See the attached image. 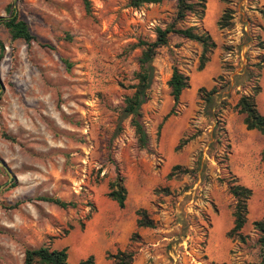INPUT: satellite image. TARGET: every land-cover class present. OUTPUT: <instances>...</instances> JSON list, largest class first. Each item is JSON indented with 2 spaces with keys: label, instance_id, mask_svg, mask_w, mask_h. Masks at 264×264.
Masks as SVG:
<instances>
[{
  "label": "rangeland",
  "instance_id": "rangeland-1",
  "mask_svg": "<svg viewBox=\"0 0 264 264\" xmlns=\"http://www.w3.org/2000/svg\"><path fill=\"white\" fill-rule=\"evenodd\" d=\"M89 2L90 13L83 0H0V17L13 10L34 37L30 45L13 41L0 26V164L12 172L0 166V264H23L24 251L41 246L65 248L69 262L93 255L95 264H106V253L119 250L114 240L133 227L138 209L156 227L136 231L141 239L130 244L133 264H264L252 227L264 217V136L247 131L234 111L241 95L259 87L264 116V68L257 67L264 57L258 48L264 0H206L207 23L187 18L183 27L201 26L216 44L200 72L198 44L171 35L158 50L141 108L145 150L122 116L123 101L139 69L138 41L154 40L155 29L170 23L175 3L134 9L129 0ZM228 8L231 26L219 30ZM174 65L190 87L168 115ZM213 88L217 93L207 104L198 90ZM174 166L181 170L166 180ZM196 167L195 174L184 172ZM116 168L125 178L124 209L106 197ZM229 172L252 191L244 243L226 236L234 206ZM42 197L76 207L63 210ZM85 238L88 252L82 254Z\"/></svg>",
  "mask_w": 264,
  "mask_h": 264
},
{
  "label": "trees",
  "instance_id": "trees-1",
  "mask_svg": "<svg viewBox=\"0 0 264 264\" xmlns=\"http://www.w3.org/2000/svg\"><path fill=\"white\" fill-rule=\"evenodd\" d=\"M223 2L226 0H222ZM163 2H174V14L170 23L164 28L157 27L154 31L155 38L153 41L139 40L136 47L141 50L138 59L139 69L135 73V84L131 86L132 93L126 96L123 101L122 116L130 119V126L134 130L137 147L140 150H145L148 143V136L145 126L142 122V106L149 100V91L153 79L152 62L158 53V50L166 47L169 43L171 35L188 40L198 44L201 48L197 71L204 69L209 61V55L216 48V44L211 38L208 31L201 26L183 27L188 17H194L198 22H202L205 17L206 0H129V7L138 9L144 5H158ZM84 7L87 13H90L89 0H83ZM9 18L0 17V26H3L13 41L22 40L26 45H30L34 41V37L30 33L25 22L18 20L14 16L13 10H8ZM264 25V9L260 10ZM233 12L231 9H225L216 25L219 30L227 29L231 26ZM258 48L264 50V42H259ZM258 69L264 68V57L257 64ZM169 96L173 102V109L168 115L173 114L174 107L179 103L182 93L189 89V77L179 70L177 66L172 67V72L167 81ZM204 93V102L210 104L212 97L217 93L213 88L209 92L204 89H199L198 94ZM260 93V88H254L250 95H241L237 100L234 111L243 116V125L247 131H256L264 136V116L259 112L256 104V97ZM160 126L158 127V130ZM181 144L175 148L178 151ZM1 161V160H0ZM181 170L180 166H174L166 175V180H171L175 171ZM198 167L192 170H184L185 173L195 174ZM229 179L226 183L228 193L234 199L232 211L233 226L226 234L227 238L238 240L241 243L245 242L241 231L247 223L248 216V201L252 197L251 189L239 183L238 179L229 172ZM162 192L169 193L167 188ZM106 197L114 202L119 209H124L127 199V189L125 186V178L116 168L115 177L107 184ZM43 202L52 204L60 209H74L76 205L72 202H65L57 198L42 197ZM137 229H154L155 222L149 217L144 209H138L135 212ZM91 215L87 216V220ZM253 230L257 233V244L261 252H264V217L252 223ZM141 238L137 232H133L129 237V245L124 250H117L115 254L106 253L105 259L109 264H133L135 261L136 252L130 246L133 242L139 241ZM23 264H70L68 262L67 250H51L48 246H41L36 249H26L23 256ZM77 264H95L93 255H89L86 259L79 261Z\"/></svg>",
  "mask_w": 264,
  "mask_h": 264
},
{
  "label": "crops",
  "instance_id": "crops-1",
  "mask_svg": "<svg viewBox=\"0 0 264 264\" xmlns=\"http://www.w3.org/2000/svg\"><path fill=\"white\" fill-rule=\"evenodd\" d=\"M208 18H209V15H208V13H207V11H206V15H205V17H204V22L205 23H207V21H208ZM213 18H218V15H214V17ZM212 18V19H213ZM256 104H257V98H256ZM258 108V107H257ZM263 115V114H262ZM136 221V220H135ZM138 229L136 228V225L134 224L133 225V227H131L128 231H126V232H124V234H123V236H122V238L119 240V239H115L114 240V243H116V244H118V248H119V250H124L126 247H124V243L126 242V238L129 236L130 237V235L133 233V232H136ZM86 239L87 238H85L80 244H81V248L79 249L80 250V252L82 253V254H87V252H88V250H87V244H86ZM126 246V245H125ZM89 255H87L86 257H82L80 260H78L77 262H69L70 264H77L79 261H81V260H84V259H86L87 257H88ZM106 264H109V262L108 261H106Z\"/></svg>",
  "mask_w": 264,
  "mask_h": 264
},
{
  "label": "water",
  "instance_id": "water-1",
  "mask_svg": "<svg viewBox=\"0 0 264 264\" xmlns=\"http://www.w3.org/2000/svg\"><path fill=\"white\" fill-rule=\"evenodd\" d=\"M0 87H1V89H2L1 81H0ZM0 166L5 170V172H6L9 176L12 175L11 170L6 166V164H5L4 162L1 163Z\"/></svg>",
  "mask_w": 264,
  "mask_h": 264
}]
</instances>
